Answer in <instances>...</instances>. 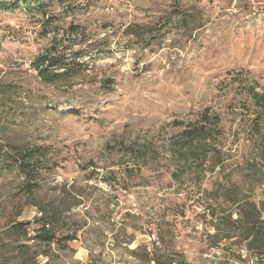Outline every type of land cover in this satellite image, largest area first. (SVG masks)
Segmentation results:
<instances>
[{"label":"rangeland","instance_id":"obj_1","mask_svg":"<svg viewBox=\"0 0 264 264\" xmlns=\"http://www.w3.org/2000/svg\"><path fill=\"white\" fill-rule=\"evenodd\" d=\"M51 46L75 69L73 77L46 83L38 76L34 61ZM251 89L264 93V0L0 6V134L45 154L33 198L21 191L17 173H0V248L21 243L5 235L11 227L29 223L32 235L40 210L67 208L56 238L75 239L38 245L48 255L37 257L40 264H143L153 256L264 264L235 240L215 242L204 200L253 152L249 128L263 108ZM206 110L221 119L226 166L205 168L201 179L185 167L174 180L169 143ZM242 171L231 180L244 189L255 184L251 198L264 210V172L257 184Z\"/></svg>","mask_w":264,"mask_h":264},{"label":"trees","instance_id":"obj_2","mask_svg":"<svg viewBox=\"0 0 264 264\" xmlns=\"http://www.w3.org/2000/svg\"><path fill=\"white\" fill-rule=\"evenodd\" d=\"M12 1L14 0H0V6ZM33 67L46 83L73 77L76 74L75 69L68 68L64 56L59 55L56 46H51L39 55ZM248 95L255 107L263 108L262 113L256 112V117L251 121L252 125L249 128L250 141L254 146L253 152L241 164L235 163V169L222 177L220 182L217 181L216 186L206 192L204 200L210 202L207 205L206 214L208 213L211 218L212 227L215 230L213 235L215 242L235 240L251 258L262 262L264 260V210L251 198L250 193L255 184L244 189L231 180L232 172H237L242 177V169H246L254 174L255 183L259 184L261 180H257V174L260 171L264 172V93L258 94L251 89ZM3 124L0 116V133H2ZM222 136L220 117L209 115L207 110L202 112L194 122L183 124L168 146V152L176 163L172 178L178 180L179 175L184 174L185 167L190 171L193 167L195 175L199 176L198 179L203 177L205 168H208L210 172L215 169L221 172L227 163V154L223 151L220 141ZM43 150L44 148L38 145L10 143L0 134V173H17L22 178L21 191L29 198H33V193L39 187L41 168L38 163L45 157ZM139 155L138 159H143L144 154ZM66 209L40 210L41 216L34 219V223L39 227L37 230H32V235H29V230L25 228L29 223L17 224L10 230H6L5 235L8 239L10 237L13 241L21 243L16 246H1L0 264H40L37 257L48 255L46 252H40L37 249L38 245L51 246L54 243L73 241L75 239L73 236H61L58 241L54 230L60 215L68 211ZM20 225H24V228ZM26 242L31 244L28 245ZM135 258L142 261L138 254H135ZM144 261H142L143 264H189L180 257L169 263L162 262L154 256Z\"/></svg>","mask_w":264,"mask_h":264}]
</instances>
